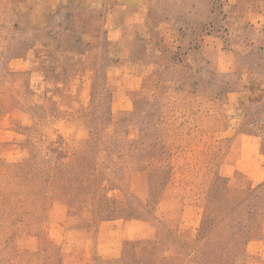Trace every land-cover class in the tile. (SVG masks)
Returning a JSON list of instances; mask_svg holds the SVG:
<instances>
[{
    "label": "rangeland",
    "instance_id": "1",
    "mask_svg": "<svg viewBox=\"0 0 264 264\" xmlns=\"http://www.w3.org/2000/svg\"><path fill=\"white\" fill-rule=\"evenodd\" d=\"M0 264H264V0H0Z\"/></svg>",
    "mask_w": 264,
    "mask_h": 264
},
{
    "label": "crops",
    "instance_id": "2",
    "mask_svg": "<svg viewBox=\"0 0 264 264\" xmlns=\"http://www.w3.org/2000/svg\"><path fill=\"white\" fill-rule=\"evenodd\" d=\"M134 224H136L137 227L140 228V233H136L137 234L136 237L150 239L154 236V232L150 231L145 223L139 222V223H134Z\"/></svg>",
    "mask_w": 264,
    "mask_h": 264
}]
</instances>
